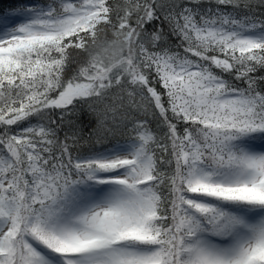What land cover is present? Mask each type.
I'll use <instances>...</instances> for the list:
<instances>
[{
	"label": "snow or ice",
	"instance_id": "obj_1",
	"mask_svg": "<svg viewBox=\"0 0 264 264\" xmlns=\"http://www.w3.org/2000/svg\"><path fill=\"white\" fill-rule=\"evenodd\" d=\"M0 264H264V0H0Z\"/></svg>",
	"mask_w": 264,
	"mask_h": 264
},
{
	"label": "trees",
	"instance_id": "obj_2",
	"mask_svg": "<svg viewBox=\"0 0 264 264\" xmlns=\"http://www.w3.org/2000/svg\"><path fill=\"white\" fill-rule=\"evenodd\" d=\"M82 122L86 126L85 131H89L92 127H95V120L87 112L82 115Z\"/></svg>",
	"mask_w": 264,
	"mask_h": 264
}]
</instances>
